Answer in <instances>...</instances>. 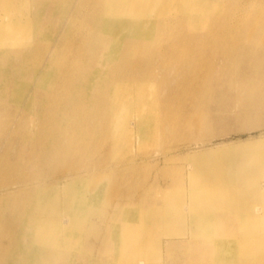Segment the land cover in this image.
Instances as JSON below:
<instances>
[{
  "label": "bare ground",
  "instance_id": "obj_1",
  "mask_svg": "<svg viewBox=\"0 0 264 264\" xmlns=\"http://www.w3.org/2000/svg\"><path fill=\"white\" fill-rule=\"evenodd\" d=\"M62 1L0 0V264H264V140L166 153L263 117L264 0Z\"/></svg>",
  "mask_w": 264,
  "mask_h": 264
},
{
  "label": "rangeland",
  "instance_id": "obj_2",
  "mask_svg": "<svg viewBox=\"0 0 264 264\" xmlns=\"http://www.w3.org/2000/svg\"><path fill=\"white\" fill-rule=\"evenodd\" d=\"M76 2H77V0H68V2L62 1V4L64 5V7L62 9H66L67 8V10H72L75 7ZM55 10H57V5H56ZM53 17H54L53 15L50 17L51 18L50 19L51 20V24L55 20ZM235 112H232V113L235 115L236 114ZM247 121H249V122H247ZM247 121L243 120V121L240 122L238 120H229V123H228V121L226 122L227 125H225V122H224L222 124L223 126H221V128L226 129V130H224V133H223V129H221L220 127H218V129L217 128L216 129L213 128V130H214L213 132H215L214 133L215 135L217 134L216 135L217 137L219 136L218 138L217 137L215 138L214 134L212 133V129H210L211 131H209V133L211 132L212 136L207 133V131L209 129H207V130L205 129L204 133L202 132L203 131L202 130L199 133V135H200L199 137L204 136V134H205V136H206V134H208L206 137L210 140V141L208 140V142H206V144H202L201 143L202 144V146H201L200 143H197V144L188 143V142H186V143L185 142L184 143L183 142L182 143H178L176 145L177 147L175 146V148L173 147L168 152H166L167 156H169V157L170 156L171 157H177V158L181 159L185 155H190V154H193L195 152H199V151H202V150H205V149L206 150L207 149L213 150V149H218V148H223L224 149V148H227V147H237V146H240L242 144H247V143L248 144H257V143L263 141L264 140V115H263V117H259L257 119H252V120H247ZM254 121H256V122H254ZM233 122L235 124H233ZM239 122H240V124H238ZM245 123L248 124V125L247 126H243V125H246ZM232 124L235 127H236V125H239L241 127L243 126L244 128L243 127L240 128L239 126H237L239 132L238 131L235 132V131H233ZM229 128H230V130L232 129V131H230ZM234 129H236V128H234ZM241 129H243V131ZM12 130H14V129H12ZM133 130L136 131V128H134ZM221 131H222V133H220ZM226 131H228V132H226ZM218 133H220V135L221 134L222 135L220 136ZM226 135H228V136H226ZM206 137H203V138H206ZM207 138L205 139L206 141H207ZM210 138L212 139V141H211ZM151 140L148 139V140H146L145 142H142V143H140V139L139 140L138 139L135 140L134 141L135 142L134 146H133V148H132V150L130 152H131V155H133L134 153H136V151H139L141 149L144 150V151L147 150V152H148V156L147 157L148 158L146 159V164L150 163L151 165H155V166H157V168L160 169L162 167V162H163L162 161V156L160 154H158L159 152H157V148H154V146H153V148L150 147V145H152ZM1 151L2 150H0V152ZM178 164L182 167L183 171H187L189 169V166H187V163H185L183 161H180ZM43 171H44V173H46L48 170L47 169H43ZM155 171H150V178L152 177L153 180L157 179ZM48 174H50V173H48ZM83 194H84L83 191H79L78 200L81 201V203H83L82 206L84 205L83 199H85V196ZM80 198H82V200ZM79 207H80V204L76 205V209H79ZM263 225H264V223H263Z\"/></svg>",
  "mask_w": 264,
  "mask_h": 264
}]
</instances>
